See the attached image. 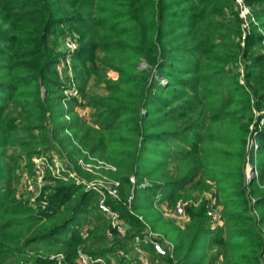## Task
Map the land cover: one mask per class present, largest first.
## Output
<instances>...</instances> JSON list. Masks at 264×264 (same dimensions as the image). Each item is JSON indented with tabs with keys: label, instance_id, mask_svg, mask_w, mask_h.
Here are the masks:
<instances>
[{
	"label": "trees",
	"instance_id": "16d2710c",
	"mask_svg": "<svg viewBox=\"0 0 264 264\" xmlns=\"http://www.w3.org/2000/svg\"><path fill=\"white\" fill-rule=\"evenodd\" d=\"M244 2L264 29V0ZM241 22L235 0H0V264H17L33 244L70 264L80 249L125 250L147 234L137 210L154 209L156 195L173 209L182 199L188 223L169 221L164 255L143 246L154 264H264V126L257 156L247 146L264 118V36L253 28L242 42ZM63 23L78 34L79 96L68 100L55 70ZM76 107L91 109L93 122ZM53 148L65 173L47 177L36 212L14 183L22 162L31 174L34 156ZM247 161H258L249 184ZM93 173L117 183L116 196L100 189L123 239L98 210ZM215 188L224 223L211 229L206 194Z\"/></svg>",
	"mask_w": 264,
	"mask_h": 264
},
{
	"label": "rangeland",
	"instance_id": "374dc122",
	"mask_svg": "<svg viewBox=\"0 0 264 264\" xmlns=\"http://www.w3.org/2000/svg\"><path fill=\"white\" fill-rule=\"evenodd\" d=\"M244 9H246L247 12H244V15L242 16V11ZM252 11L253 10L243 0L242 7L239 6V10H238L239 18H241V21H242L241 22V32H242L241 41L242 42H243V40L245 41V39L252 33L253 28H256V30L258 32H261L262 35L264 36V29L260 26L259 21L256 19L255 15L253 14ZM66 34L72 35L76 40L78 38V34L73 29H71L69 26H67L64 23L60 24L57 36H55V37L53 36L54 39L56 40L57 51H59L60 54H63L62 53L61 44H62V39L64 38V35H66ZM69 64H70L71 67L73 66L72 65V61ZM143 64H145V63H143ZM242 65H244V64L243 63H241V65L239 64V66L237 68V71L239 72V81L241 83L244 82V80H243L244 69L241 67ZM143 66H145V65H143ZM65 67H67L66 63L59 64V66L55 67L56 68L55 70H56L57 75H58V80H59L60 87L64 85V86H67L68 88H70L72 86L71 78L74 81L76 80V78H75V75L72 72L69 74V72L65 69ZM108 75L111 78H116L117 77L116 74L113 73V72H109ZM97 92L100 93V90L97 89ZM78 96H79V92H78ZM81 101H82V99L80 98L79 99V103H81ZM76 111H78V113L81 114L83 116V118L86 119L87 122H90V123L93 122L92 121V115H91L92 114V110L91 109H89L87 107H76ZM252 113L255 115L254 116V122H255L256 121V116H258L259 113H256L255 110H253ZM261 115H262V117H264V111L261 112ZM251 126H253L254 132H253V134H251L252 138L250 139V141L252 143L249 144V148L252 149L253 155L257 156L256 152H257V150L259 148V145H258V143L256 141V132H255V130L256 129L260 130L264 126V118H262L260 120L259 126H255L253 123L251 124ZM59 154L60 153L58 152V149H56V148L54 149L53 148L49 152L45 153L44 156L46 158H51L54 155L55 157H59L60 158ZM32 163H33V161H32ZM257 164H258V161L255 162L254 164H251V166L250 165L247 166L246 167V173L248 175H251L252 172H253L252 168L253 169H254V167L256 168ZM61 166L63 167V164H61ZM63 169L65 170L66 168L63 167ZM63 173H65V171L62 172V173L60 172L58 174V176L60 174H63ZM18 174L20 175V178L17 181H15V183H14V191H15L14 196H15V198L17 200H20V201L24 202L28 206L34 208V210H36V212H39L41 210V208L39 206L41 205L42 197H47L50 194L48 189L45 190V187L47 186V183L43 187L38 188V185L34 181H32L31 182L32 189H31V191H29L28 189H25V183L21 179V177L25 176L26 174H30L28 168L25 167V164L23 162L21 164V168L18 170ZM49 175L52 176V171L51 170L48 171L47 177H49ZM92 175L95 176L94 179H95L96 183H98L99 185H102V186H104L106 188L112 189L111 188V186H112V182L111 181L107 180L106 178L99 177V175L96 174V173H93ZM251 181L252 180H250V181L246 180V182L248 184ZM46 182H47V178H46ZM27 188H28V185H27ZM23 190H26L29 193H26ZM94 191H95V194L98 196V192L96 190H94ZM216 191H217V188L212 189V192H210L209 194H206V195H207V197L210 198V204H211L212 209L217 210L218 215L221 216V218H222L221 210L223 209V207H222V205H216L217 204V200L214 197V193ZM194 196H196V194ZM180 200H182V199H180ZM180 200H178V201H180ZM220 200H222V199H220ZM104 201L106 202V198L104 199ZM141 202H142V198H140V199L137 198L136 204L140 205ZM152 204H153L152 206H153L154 209L149 208V207H143V208L140 207L137 210V212L141 214L142 217H140V218H143V220L148 224L149 227L147 228V230H148L147 232H150L151 234H153L154 235L153 237L158 238V240H160V245L162 246V248L168 252L170 246L167 245V244L168 243L172 244V242H174V237H175V233H172L168 229L169 221L173 222V224L175 226L183 228L188 223V220L185 217H183V218L180 217L176 213L175 209L169 207L166 204V202L164 203V200L162 199V195H156L154 197V199L152 200ZM157 214H161L162 217H161V219L158 218L159 222H157V221L154 222L155 217L158 216ZM223 223L224 222L221 219L220 220V224L223 225ZM219 225L215 224V225H213V227H211V229H216V228L220 227ZM152 226H153V228H152ZM119 238L123 239V237H119ZM101 244L102 245H107V244H110V241L104 240ZM131 246H133V241H132L131 244L130 243L126 244V246H125V248H127V249H125L126 251L124 249H122L123 252L125 254H127L128 257L130 258V261L125 263V264H138V258L136 256L135 252L133 251V249L131 248ZM116 248H118V247H115L114 250H116ZM26 250L27 251L28 250H32L33 252H36L38 250H42V254L44 256H47V254L50 253V252H47L42 247L39 248V246H37L36 244L28 246V248ZM26 250L24 252L18 254V256L16 257V263L17 264H19V263L20 264H34V260L37 259L38 256L33 255V256H31L29 258L28 254L26 253L27 252ZM214 250H216V249H214ZM147 257L151 261V263L154 264L152 262V260H151L152 258H151L150 252L147 253ZM45 260H47V259H45ZM216 264H222V260H221L220 257L216 261Z\"/></svg>",
	"mask_w": 264,
	"mask_h": 264
},
{
	"label": "built area",
	"instance_id": "2783aa9c",
	"mask_svg": "<svg viewBox=\"0 0 264 264\" xmlns=\"http://www.w3.org/2000/svg\"><path fill=\"white\" fill-rule=\"evenodd\" d=\"M243 0H235L236 6L239 10V6L242 7ZM244 12H247L246 9L242 11V16L244 15ZM62 58L61 60L56 64V66H59V64H67V67L65 69L69 72V74L72 72V67L70 66V62L72 61V57L75 54V52L78 49V43L77 40L69 34L64 35V38L62 39ZM55 66V67H56ZM71 67V68H70ZM73 73V72H72ZM71 84L72 86L68 88L67 86H62V93L64 95V99L68 100L69 98L78 97V88L77 84L74 80L71 78ZM254 129L253 126H251V133L247 140V146L249 150H252L249 148V144L252 143L250 139L252 138L251 134H253ZM258 148V147H257ZM45 154H40L39 156H36L32 159L33 161V169L31 174H26L25 176L21 177L22 181L25 183V189H28L31 191V182L34 181L38 188L43 187L47 182L46 178L48 175V171H52V176H58V174L61 171H64L63 167L61 166L62 161L59 157H55L54 155L51 158H46L44 156ZM250 161H247L245 165V179L246 180H252L253 178L257 177V171L256 168H252L253 172L251 175H248L246 173V167L251 166ZM90 168V167H89ZM69 176H73V174H70ZM130 181L134 183V178H131ZM112 182V181H111ZM28 188H27V185ZM98 184V183H97ZM94 190L98 192L99 197V203H98V209L104 214L105 218L109 220V223L111 224V227L116 230L119 237H125L126 236V230L124 227V223L120 220L118 212L114 211L110 206L105 204L104 199L106 198L105 192L103 189H100L99 187L103 188L104 186L99 185V187H96V182L91 183ZM117 183L112 182V186L110 188L104 187L106 190L109 191V193L113 196H116V191L113 189V187H116ZM26 193V190H23ZM131 199L132 197H129L127 201V206L130 208L131 205ZM181 201V200H180ZM178 201L174 207L176 213L180 217L187 218L185 214V203ZM46 202L44 200H41L40 208L44 209L46 206ZM207 215L210 219V225L213 227L215 224H220V220L222 219L221 216L218 215L217 210L209 208ZM188 220V218H187ZM223 221V220H222ZM220 224L219 226H221ZM87 230L84 228L82 231V235L84 238L87 237ZM154 235L150 232H147L146 235L143 237L136 236L133 240V250L138 258V264H152L151 261L147 257V252L143 248L144 245L150 244L153 246V248L156 250V252L160 255H164L166 250L162 248L160 245V240L158 238L153 237ZM167 245L170 246V249L172 247V244L168 243ZM27 251V250H26ZM28 254V257L35 255L38 256L37 258H44L48 261L55 262V264H70L66 260V255L63 252H56V253H48L47 256H44L42 254V250H38L36 252H33L32 250H28L26 252ZM129 260V257L127 254L123 252L121 248H116V250L113 251V253L107 255V256H92L88 253H86L83 249H80L77 252V256L75 259L74 264H125Z\"/></svg>",
	"mask_w": 264,
	"mask_h": 264
},
{
	"label": "crops",
	"instance_id": "0c3cea01",
	"mask_svg": "<svg viewBox=\"0 0 264 264\" xmlns=\"http://www.w3.org/2000/svg\"><path fill=\"white\" fill-rule=\"evenodd\" d=\"M166 201H164V203H165ZM108 240V239H107ZM108 241H110V240H108ZM113 253V252H112ZM109 255V254H108ZM128 261H130V258H129V260Z\"/></svg>",
	"mask_w": 264,
	"mask_h": 264
}]
</instances>
